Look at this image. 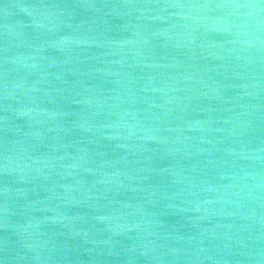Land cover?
Returning <instances> with one entry per match:
<instances>
[{
    "label": "water",
    "instance_id": "1",
    "mask_svg": "<svg viewBox=\"0 0 264 264\" xmlns=\"http://www.w3.org/2000/svg\"><path fill=\"white\" fill-rule=\"evenodd\" d=\"M0 264H264V0H0Z\"/></svg>",
    "mask_w": 264,
    "mask_h": 264
}]
</instances>
